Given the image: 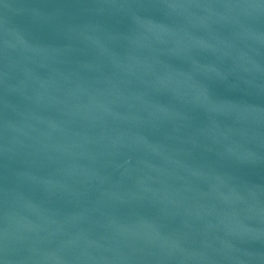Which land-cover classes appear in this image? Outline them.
I'll return each mask as SVG.
<instances>
[{"label":"water","instance_id":"water-1","mask_svg":"<svg viewBox=\"0 0 264 264\" xmlns=\"http://www.w3.org/2000/svg\"><path fill=\"white\" fill-rule=\"evenodd\" d=\"M0 264H264V0H0Z\"/></svg>","mask_w":264,"mask_h":264}]
</instances>
